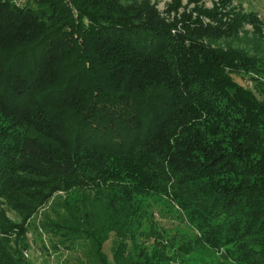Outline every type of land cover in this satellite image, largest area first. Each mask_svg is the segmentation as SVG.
I'll return each instance as SVG.
<instances>
[{
	"label": "trees",
	"instance_id": "1",
	"mask_svg": "<svg viewBox=\"0 0 264 264\" xmlns=\"http://www.w3.org/2000/svg\"><path fill=\"white\" fill-rule=\"evenodd\" d=\"M207 1L174 0L171 20L148 2L0 0L2 233L25 238L64 193L48 225L90 264H176L148 212L163 199L223 261L264 264V55L231 43L256 16ZM0 264L21 263L0 246Z\"/></svg>",
	"mask_w": 264,
	"mask_h": 264
},
{
	"label": "rangeland",
	"instance_id": "2",
	"mask_svg": "<svg viewBox=\"0 0 264 264\" xmlns=\"http://www.w3.org/2000/svg\"><path fill=\"white\" fill-rule=\"evenodd\" d=\"M126 3L143 4L150 3L156 6L162 17L173 20L176 13L169 15L170 6L174 0H123ZM214 2L218 0H208L206 8L214 9ZM221 3H217V9L220 11ZM183 9L179 15L190 12L195 5H189L188 0H182ZM226 11L249 13L256 16L254 23H246L244 29L239 35V39L231 42L234 46L242 47L248 52L264 55V0H232ZM227 40H221L219 43L224 45ZM236 80L243 86L252 89L258 97L260 92L246 78ZM66 198L64 193L56 194L52 200L26 222L27 228L25 238H19L17 234L8 235L0 231V246L10 251L12 255L19 260L21 264H90L86 259L87 242L82 238H72V241L55 234L53 226L48 225V221H56L55 211L60 210V204ZM148 206V212L154 216L153 223L158 232L163 235L164 242L168 245L177 244V263L176 264H228L214 251L198 244L193 231L187 225L179 209L168 201L157 199ZM5 208L7 217L14 223H22L21 216L16 212ZM187 237L186 243L190 245V252L183 253L180 246L181 238ZM115 236L110 235V239L104 244L103 251L109 261L113 260V246ZM154 239L151 238L145 243L147 248L153 246ZM164 243V244H165ZM185 243V242H184ZM179 254L183 261L179 260Z\"/></svg>",
	"mask_w": 264,
	"mask_h": 264
}]
</instances>
